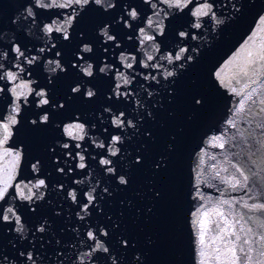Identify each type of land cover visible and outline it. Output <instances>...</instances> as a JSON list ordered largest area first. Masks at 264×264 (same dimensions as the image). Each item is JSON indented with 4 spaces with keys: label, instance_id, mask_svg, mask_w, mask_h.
Returning <instances> with one entry per match:
<instances>
[{
    "label": "water",
    "instance_id": "1",
    "mask_svg": "<svg viewBox=\"0 0 264 264\" xmlns=\"http://www.w3.org/2000/svg\"><path fill=\"white\" fill-rule=\"evenodd\" d=\"M107 2H114L107 11L90 2L69 28L71 39L57 40V47L42 54L35 67L29 69L31 75L19 72L15 60L11 64L0 60L5 70L17 73V80L9 82V88L13 83H27L36 91L45 87L52 104H64L58 109H38L36 98L30 93L32 106L25 107L20 117L16 114L20 125L12 126L14 136L0 147V187L6 170L12 168L11 157L4 156V148L15 151L21 145L24 158L16 165L11 184H34L38 179H45L47 184L40 189L44 197L33 199L31 204L18 195L15 200L6 197L0 201V210L12 207L21 216L25 229L22 236L15 231L14 220L0 221V264H32L26 255L29 251L35 264H88L84 254L94 243L86 236L89 230H94L108 249L92 254L94 264H112L113 260L116 264H217L215 249L223 250L225 240L236 244L241 260L250 255V264H264V240L259 239L264 236V210L243 206L264 202V111H260L264 108L260 103L264 101V22L260 19L264 16V0H208L216 15L199 18V29L190 28L197 22L191 12L204 0H192L183 12L163 0H152L157 4L155 9L143 0ZM29 3L30 0H0V50L8 51L9 61L15 56L11 53L13 43L22 49L30 48L29 56L37 55L35 50L44 47L53 35L40 31V20L58 15V9L42 12L33 5L37 24L32 26L31 18L26 16ZM125 3L138 11L137 18L130 21L131 29L116 22L120 15L128 19ZM165 11L169 13L167 17L163 15ZM154 12H159L160 17ZM150 18L152 26L148 23ZM53 19L65 17L53 16L44 23L50 24ZM161 19L166 26L164 35L155 42L141 43L139 30L143 28L147 35L158 34L155 25ZM105 23L109 24L110 34L121 42L119 48L111 42L102 43L104 38L98 28ZM181 30L189 32L184 40L177 36ZM82 43L92 46L91 53H82L93 64L94 75L90 78L72 67L73 61L81 63L75 53L83 47ZM103 48H108V53ZM180 48L187 49L184 61L182 58L169 63L160 59L162 55L175 56ZM57 50L61 52L59 57L55 56ZM149 55L152 60H148ZM188 55L193 57L191 61H187ZM57 59L66 71L57 70L53 75L48 68L55 67V63L48 65V61ZM105 60L111 68L107 75L98 71ZM182 62L184 68L176 66ZM129 63L132 68L126 67ZM167 72L174 76L166 78ZM49 75H53L52 83L47 82ZM124 79L130 83L124 84ZM76 84L81 88L73 93L71 89ZM116 85L120 92L131 91L127 99L111 94ZM4 87L0 110L4 107L7 116L11 92L8 95L6 83ZM86 87L94 89V97H85ZM233 88L241 95L233 93ZM248 94L255 102H245V111L236 113L239 101ZM197 99L201 101L199 105L195 103ZM105 107L112 111L105 112ZM121 111L125 114L121 117L123 128L111 124L112 115L119 116ZM43 112L49 114L47 123H28L31 118L38 120ZM129 119L133 126L127 124ZM75 123L84 124V131L74 130L72 136L63 132L64 127ZM77 135L83 139H76ZM111 135L122 137V142L115 145L119 149L115 156L109 153ZM213 137L221 139L214 141ZM65 143L69 149L59 146ZM101 143L103 148L98 147ZM220 143L225 147L220 148ZM65 152L71 155L66 156ZM102 159L112 161L109 166L114 168L113 173L105 171L109 166L99 164ZM36 161L38 173L32 172L30 166ZM81 162L84 169L79 168ZM233 165L249 175L248 189H233L226 183L239 176ZM58 168L64 171L58 172ZM121 175L125 184L117 179ZM16 192L9 187L10 196ZM69 192L76 194V202L68 197ZM25 194L31 195L27 189ZM88 194L95 199L85 215L81 205L87 203ZM224 200L230 203L223 204ZM78 212L83 219L77 216ZM42 223L45 230L39 232L36 229ZM101 227L106 236L100 234ZM229 227L240 237L239 241L230 233L221 232ZM245 239L249 244H243ZM240 247H244V253L239 252ZM22 252L25 255H20Z\"/></svg>",
    "mask_w": 264,
    "mask_h": 264
},
{
    "label": "snow or ice",
    "instance_id": "2",
    "mask_svg": "<svg viewBox=\"0 0 264 264\" xmlns=\"http://www.w3.org/2000/svg\"><path fill=\"white\" fill-rule=\"evenodd\" d=\"M94 3L96 6L103 8L105 11H107L110 8L114 7V2H107L106 0H63V2H58V0H30V3L26 6V12H27V17L31 18V24L32 26H35L37 24V14L36 11L33 8V5H35L36 9H40L42 12H47V11H43V10H47V9H58V11H55L56 13H58V15H52L51 17H43L40 20V25L43 24V28L41 29L40 27V31H43V33L47 34H53L52 36H49L46 44L44 47H41L39 49H36L35 51L37 52V55H31L29 56L28 53L31 52L30 48H25L22 49L21 46L17 43H13L11 46V53H15L14 58L9 61V53L7 50H0V60H7L9 64H11V62L13 60L17 61L18 63H16L15 67L19 70V72H28L29 75H31V72L29 71V69L34 68L35 65L40 61L41 59V55L46 53V52H51V50L53 48L57 47V40H62V41H68L71 39L70 36V31L69 28H72L76 22H77V18L80 16V14L86 9L87 6H89V4ZM144 3L146 4H151V7L153 9H155L157 7L156 3H153L152 0H143ZM164 3L168 4L169 7H176L178 9L181 10V12H183V10L187 9L189 7V5H191L192 0H163ZM235 7V6H234ZM124 12L126 14V16L128 17V19H125L123 15L118 16V19L116 20V22H122L123 26L125 28L131 29L132 24L130 23L131 20H135L138 16V11L136 8L132 7L129 8L127 6V4H124ZM154 16L156 17H160V13L159 12H154L153 13ZM164 17H167L169 15V13L167 11H165L163 13ZM207 15H211L212 18H215V12L213 11V4L209 3L208 0H204L203 3L200 4V6L196 7L194 11L191 12V16L196 17L197 18V22L192 24L190 26V28H196L199 29L201 27V23L199 21V18L201 17H205ZM53 16L59 18L61 16L65 17V19L63 20H58V19H53L51 21V23H44L45 20H49L51 19ZM17 19H19V17H17ZM261 21L264 22V16L260 17ZM218 24L222 23V21L217 20L216 21ZM149 25L152 26L153 25V20L150 18L148 21ZM156 29H158V34H154V35H147L145 34V30L143 28H141L139 31L143 37V39L141 40V43H144L145 41H157V37L160 36L162 37L165 33L166 30V26L163 23V20L161 19L159 21V23H157L155 25ZM99 33L102 34L103 36V41L102 43H108L111 42L112 46L114 48H119L121 42L117 39L116 36L110 34V27L109 24L105 23L102 27H99ZM83 33H79V36L82 38L83 37ZM189 35V32L187 30H181L177 32V36L181 39L184 40L185 38H187ZM192 39H196V36L194 34H191ZM128 39L131 40L132 37L128 36ZM81 45H83V47H80L79 51L75 53V56L77 57V60H80L81 63L77 64L76 61L72 62V67H75L78 69V71L81 73H84V77H92L94 75V71H93V64L92 63H88L89 60L85 59L84 56L82 55V53L87 54V53H91L92 52V46L89 47V43H82ZM153 47H156V44H153ZM108 48H103V52L108 53ZM187 51V49L185 48H180L179 53H177L175 56L169 54L168 56H161L160 59L164 60L167 59L169 61V63H173V61H181V59L183 58L184 61V53ZM193 51L195 52L196 50L193 49ZM61 55V52L59 50H57L55 52V56L59 57ZM249 56L252 55L251 52L248 53ZM264 58V57H262ZM121 59H126L125 57H121ZM135 58L133 57V60ZM153 57L151 55L148 56V60H152ZM187 61H191L193 59V57L191 55L187 56ZM53 63H55V67H49L48 71L50 73H53V75H55L57 73V70H59L60 72H64L66 71L65 66L61 63V61L59 59L53 61V60H49L48 61V65H52ZM157 65H145V67H156ZM179 68H184L185 67V63L182 62L180 64L176 65ZM47 67V66H46ZM127 68H132V64L129 63L126 65ZM111 70L109 63L104 62V66L100 67L99 66V73L101 74H105L107 75L108 72ZM0 97H2V94L5 92V87L4 84H7V93L9 95V92H11V96H10V102L7 103L6 105H9L10 107V111L9 114L7 116H4V107L3 110H0V147H2L3 145H5L10 138H12L14 136L13 130H12V126H16V128L19 127L20 125V119H17V115L19 114V117L23 114V110L25 107H31L32 106V101L29 99V94L31 93V97H35V107L36 108H42L45 106H50L54 109H58V108H63L64 104L62 102H59L57 104H52L50 99H49V93H48V89L45 87H39V91H36L33 88H29L27 83H20V84H16L13 83L12 87L9 88V82H15L17 80V73L13 72V71H7L5 70V65L4 63H0ZM53 75H49L47 78V82L48 83H52V76ZM216 75L219 77L220 73L217 72ZM174 76L173 72H167L165 73V77H172ZM149 77H146V79H148ZM152 80H156L155 76H151L150 77ZM223 82V80L221 81ZM124 84H128L130 83L129 80L124 79L123 80ZM81 85L80 84H76L75 86L72 87L71 91L73 93H78L80 91ZM23 89H27L26 91ZM233 93H235L237 96L241 95L240 92H237V90L235 88L232 89ZM111 94L116 96V97H124L125 99L128 98V95L131 94L130 90L124 91V92H120L119 90V85H116L115 88L111 89ZM84 95L85 97H94L95 92L93 91V89L91 87H86L85 91H84ZM152 93H149V96H151ZM23 98V99H21ZM111 98V97H109ZM245 102H255L252 95L248 94L246 96H244L243 99H241L239 101V107H237L235 109L236 113L239 112H243L245 111L244 105ZM195 103L197 105H199L201 103V101L199 99H197L195 101ZM261 104H264V101H260ZM137 104H139V101H137ZM105 112H111L112 110L108 107L104 108ZM260 111H264V108H261ZM125 114L123 111L119 112V116H117L116 114H113L112 117L113 119H111V124H115L117 125V127L123 128L124 126V121L121 119V117H123ZM50 117L49 114L47 112H43L41 114H39L38 116V120L36 118H31L28 119V123L32 124V125H36L39 121V123H47L49 121ZM76 120H79V118H77ZM227 124H229L231 127H235V124L232 121H227ZM127 124L129 126H133V121L131 119H129L127 121ZM84 124L82 123H75V124H69L66 127H64L63 132L66 133L68 136H72L73 135V131L75 130L77 133L83 132L84 131ZM93 127H95V125H93ZM15 128V129H16ZM106 131V129H105ZM262 132H264V128L261 129ZM76 139H83V136L81 135H77ZM221 137H213V140H220ZM122 140V137L120 135H111V140L109 141L111 147L109 148V153L111 156H114L116 153V148L115 145L120 142ZM59 143V141L57 142ZM59 146L63 149H69V145L67 143L65 144H59ZM218 146L220 148H224L225 144L224 143H220L218 144ZM75 147H80V145H76ZM99 148H103L104 145L100 144L98 145ZM4 156L6 157H11V165L12 168L11 169H7L5 172V179L3 181V187H0V201H5L6 197L7 198H11L12 200L16 199V196L18 195L20 198H22V200H27L29 201V204H31V202L33 201V199L35 200H40L44 197L45 193L43 191H40L41 188H46L47 184L45 182V179H38L36 183H27V184H15L12 185L11 184V180H12V173L15 171L16 165L20 163L22 157L24 158V151H23V146H20L19 150H15V151H10L7 148H4V152H3ZM66 156H70L71 153L70 152H65ZM80 160L83 161L84 157L80 156ZM137 160H139V157H137ZM101 163L105 166H109L111 165L112 161L110 159H103L101 160ZM31 169L32 172L34 173H38L39 172V161L33 162L31 163ZM233 167H235L236 172L239 174L238 177H232L230 178L228 181H226V183H228L230 185L231 188L236 189V188H241V189H248V185H249V180L250 177L249 175H246L245 172L240 168L237 167L235 165H233ZM79 168L84 169L85 168V164L83 162H81L79 164ZM58 172H63L64 170L62 168H58L57 169ZM69 171H72L71 169H69ZM105 171L108 173H113L114 172V168L113 167H106ZM118 181L120 184H125L127 181L125 179V177L123 175L117 177ZM14 187L15 189H17V192L14 196H10L9 195V187ZM62 187V185H58V188ZM25 189H27V191L29 193H31V195H26L25 194ZM33 189L37 190L36 192H33ZM92 192L95 191V189L93 188L91 190ZM105 191H107V189H105ZM37 192L39 193L37 195ZM69 195L72 197V200L76 202V194L75 193H69ZM94 195L92 194H88L87 195V203L81 205V212H83L85 215L88 214L87 209L89 207L90 204H92L94 202ZM251 199V197H250ZM223 204H229L230 202L228 200H224L222 201ZM245 208H249V209H260V210H264V202L262 203H252V204H248L245 203L243 205ZM2 211V214H0V221L3 222H9L14 220L15 224L17 225V227H15V231L17 233H21V235L23 236L25 229H24V225L21 224V216L16 214V211H14V209L12 207H8L6 209V211H4L3 209L0 210ZM216 211L217 215H223L222 212H220L219 210H214ZM81 212L77 213V216L80 219H83V216H81ZM37 231L39 232H43L44 226L43 223L37 226ZM221 232L223 233H230L232 236H235V240L239 241L240 237L238 235L235 234V232L232 231L231 227L226 228V229H221ZM100 234L103 236L107 235V232L104 230L103 227L100 228ZM86 236L88 238V240L90 241H94L91 249L89 250V252L85 253L84 256H86L88 258V264H94L93 261H91V256L92 254L96 251V250H101L104 252H107L108 249L107 247H105V245L103 244V242L96 236L94 230H89L86 233ZM217 239H222V237H217ZM259 239L264 240V236L259 237ZM122 243H126L123 242ZM201 244H203V238H201L200 241ZM225 247L224 249H220V248H216L215 252H216V259H217V264H250V260H251V256L248 255L246 256V258H244L243 260H241V257L237 254L238 250H237V246L236 244L232 241V240H225ZM244 245L249 244V240L245 239L243 241ZM239 252L240 253H244L245 249L244 247H240L239 248ZM252 252V248H248L247 249V253H251ZM203 255V253H201ZM230 254V257H229ZM20 255H25V253H20ZM27 259L29 261L32 262V264H35V260H33V253L31 251H29L27 254ZM224 256V259H221V256ZM261 255H264V252L261 253ZM13 264H15V262L13 261ZM112 264H116L115 260L112 261ZM201 264H205L204 261L201 262Z\"/></svg>",
    "mask_w": 264,
    "mask_h": 264
},
{
    "label": "clouds",
    "instance_id": "3",
    "mask_svg": "<svg viewBox=\"0 0 264 264\" xmlns=\"http://www.w3.org/2000/svg\"><path fill=\"white\" fill-rule=\"evenodd\" d=\"M89 47H91V45H89ZM93 91H94V89H93ZM87 98H90V97H87ZM112 125H113V126H117V125H115V124H112ZM120 142H122V140H121ZM101 144H103V143H101ZM118 152H119V149L117 148L115 155H116ZM115 155H114V156H115ZM102 160H103V159H102ZM99 164H100L101 166H103V164L101 163V160L99 161ZM107 173H108V172H107ZM69 193H73V192H69ZM69 193L67 194L68 197L70 196ZM72 201H73V200H72ZM73 202H75V201H73ZM9 264H13V262H9Z\"/></svg>",
    "mask_w": 264,
    "mask_h": 264
}]
</instances>
